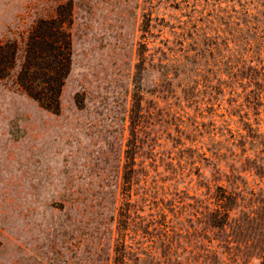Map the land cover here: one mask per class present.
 Segmentation results:
<instances>
[{"label":"rangeland","instance_id":"rangeland-1","mask_svg":"<svg viewBox=\"0 0 264 264\" xmlns=\"http://www.w3.org/2000/svg\"><path fill=\"white\" fill-rule=\"evenodd\" d=\"M236 2L0 0V43L19 41L58 5L71 7L58 112L21 93L13 72L0 80V264H113L120 238L122 264H264V120L242 128L253 136V170L238 128H219L221 22ZM187 35L203 52L190 69L192 91L172 100L160 94L152 56L177 40L196 49ZM185 115L190 128H173ZM217 170L227 175L219 184L227 178L243 193L230 228L210 244L205 216Z\"/></svg>","mask_w":264,"mask_h":264},{"label":"trees","instance_id":"trees-1","mask_svg":"<svg viewBox=\"0 0 264 264\" xmlns=\"http://www.w3.org/2000/svg\"><path fill=\"white\" fill-rule=\"evenodd\" d=\"M236 3V6L223 8L221 22L220 58L217 62L222 77L219 128H238L244 132L241 134L237 130V137L241 140V149L246 151L245 160L250 162L253 170L256 162L251 150L253 136L248 129L242 128H261L259 121L264 120V0H237ZM70 25V4H60L55 8L52 18L35 21L19 41L10 39L0 43V80L8 78L13 72L14 84L19 91L39 108L52 114L58 112L60 91L70 69ZM148 28V23H145L141 30L142 40L138 56L142 63H138L139 66H142L143 62L144 65L146 63L145 33ZM187 36L191 47L196 46V49L189 50V45L185 47L186 44L177 40L171 49L156 48V55L152 56L151 63L158 71L160 94L172 100L182 98L180 95L186 98L192 91L190 69L194 60H200L199 53L203 52L200 51L203 42H196V38ZM195 50L198 53L194 52ZM141 80V77L138 78V83H141ZM135 118L136 111L132 107L129 117L131 136L136 128ZM187 122V115L180 116L175 120L173 128H190ZM235 147L237 146H234V149ZM131 151L130 148L129 154L126 152V159L129 160L128 172L124 177L126 182H129L132 173ZM225 176L227 177L224 170H217V183L214 184L211 202L206 208L205 220L210 244L215 239V233L225 234L230 228L237 199L243 193L240 186L227 178L224 185L219 184ZM167 231V228L162 229L161 234L166 247L171 245ZM119 241V248L115 247L113 250V264H122L123 261L124 241L122 238ZM208 253L210 256L215 255L211 247ZM262 255L264 256V251Z\"/></svg>","mask_w":264,"mask_h":264}]
</instances>
